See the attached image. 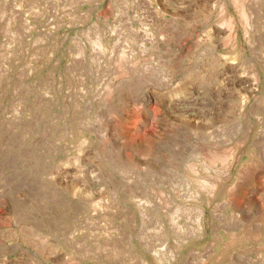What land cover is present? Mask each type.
I'll return each instance as SVG.
<instances>
[{"label": "rangeland", "instance_id": "1", "mask_svg": "<svg viewBox=\"0 0 264 264\" xmlns=\"http://www.w3.org/2000/svg\"><path fill=\"white\" fill-rule=\"evenodd\" d=\"M0 264H264V0H0Z\"/></svg>", "mask_w": 264, "mask_h": 264}, {"label": "bare ground", "instance_id": "2", "mask_svg": "<svg viewBox=\"0 0 264 264\" xmlns=\"http://www.w3.org/2000/svg\"><path fill=\"white\" fill-rule=\"evenodd\" d=\"M239 6H241L240 4H239ZM241 16V15H240ZM203 184V183H202ZM201 187V186H200ZM155 262V261H154Z\"/></svg>", "mask_w": 264, "mask_h": 264}]
</instances>
